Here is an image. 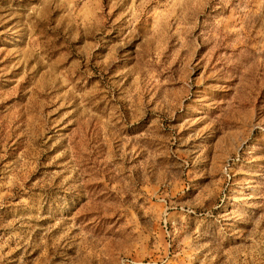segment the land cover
<instances>
[{"label": "rangeland", "instance_id": "obj_1", "mask_svg": "<svg viewBox=\"0 0 264 264\" xmlns=\"http://www.w3.org/2000/svg\"><path fill=\"white\" fill-rule=\"evenodd\" d=\"M124 258L264 264V0H0V264Z\"/></svg>", "mask_w": 264, "mask_h": 264}, {"label": "built area", "instance_id": "obj_2", "mask_svg": "<svg viewBox=\"0 0 264 264\" xmlns=\"http://www.w3.org/2000/svg\"><path fill=\"white\" fill-rule=\"evenodd\" d=\"M135 264V262L129 258H124L121 260V264Z\"/></svg>", "mask_w": 264, "mask_h": 264}]
</instances>
